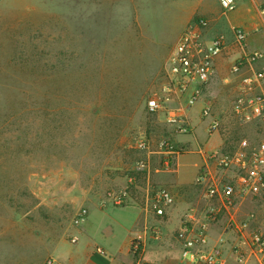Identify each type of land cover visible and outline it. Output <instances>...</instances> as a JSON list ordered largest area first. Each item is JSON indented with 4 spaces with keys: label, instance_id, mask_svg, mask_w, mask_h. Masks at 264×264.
Instances as JSON below:
<instances>
[{
    "label": "rangeland",
    "instance_id": "374dc122",
    "mask_svg": "<svg viewBox=\"0 0 264 264\" xmlns=\"http://www.w3.org/2000/svg\"><path fill=\"white\" fill-rule=\"evenodd\" d=\"M237 6L227 11L218 0H0V264L48 258L98 264L91 248L116 250L141 221L136 207L148 209L147 224L155 223L152 191L168 187L164 158L155 151L171 129L165 114L149 112L146 104L167 82L178 36L198 18L206 20L205 33L223 36L226 46L219 55L225 64L206 83L205 95L220 126L214 136L205 130L211 117L200 116L199 99L189 110L197 138L212 143L206 149L264 138V125L242 123L232 112L239 76L247 71L234 69L241 56L234 48L247 37L244 31L242 42L234 38L231 24L245 22ZM263 62L264 55L254 68ZM171 136L192 180L198 147L187 136ZM141 138L153 152L138 147ZM144 159L149 168L135 169ZM263 194L249 198L245 211L259 210L252 200ZM187 195L186 206L200 200L201 190L192 185ZM259 218L264 222V212Z\"/></svg>",
    "mask_w": 264,
    "mask_h": 264
},
{
    "label": "built area",
    "instance_id": "2783aa9c",
    "mask_svg": "<svg viewBox=\"0 0 264 264\" xmlns=\"http://www.w3.org/2000/svg\"><path fill=\"white\" fill-rule=\"evenodd\" d=\"M220 6L229 11L234 0H218ZM264 15V5L260 8ZM206 20L201 17L190 22L178 36L167 59L168 79L159 93L147 100L151 113L163 112L165 122L172 134H187L192 130L185 109L191 108L201 96V86L214 73L215 59L224 50L223 36H207ZM236 42L245 39V32L234 28ZM264 52L259 49L244 53L237 59L235 70L246 67L240 74L232 102V112L242 123L264 125V69L253 64ZM203 118L211 117L207 132L218 130L220 120L213 116L211 104L205 103L199 112ZM163 136L157 142L155 152L162 154V170L169 171L182 147L173 136ZM138 147L149 150V141L141 138ZM202 157L194 182L201 190L199 203H190L183 212L176 232L179 255L185 264H226L231 258L233 264H264V223H254V213H241L243 204L252 196L264 190V138L251 142L241 138L233 147L217 146L211 149L197 148ZM135 169L149 168L148 160H140ZM124 197H117L122 203ZM175 203V196L169 187L160 185L152 191L150 204L156 216H164ZM85 210H82V213ZM80 213L78 219L83 220ZM222 225L223 236L211 235V224ZM154 239L161 237L160 229L147 226L144 230ZM143 231V232H144ZM144 233L131 239L130 249L135 259L125 264H154L143 255ZM104 253L102 249H97ZM43 264H54L52 258Z\"/></svg>",
    "mask_w": 264,
    "mask_h": 264
},
{
    "label": "crops",
    "instance_id": "0c3cea01",
    "mask_svg": "<svg viewBox=\"0 0 264 264\" xmlns=\"http://www.w3.org/2000/svg\"><path fill=\"white\" fill-rule=\"evenodd\" d=\"M237 2V8L240 9L242 14L245 17L244 23H235L231 24V26H237L242 28L247 34L245 43L240 46H236L234 50L239 53L238 55H242L244 53L250 52L255 49L264 50V17L261 14L260 8L264 5V0H234ZM207 35V34H206ZM208 36V35H207ZM210 37V36H209ZM239 43V42H238ZM225 64L223 60L219 58V56L215 59V68L214 71L219 72L221 67ZM255 64V63H254ZM255 66V65H254ZM256 69H264V62L261 67H255ZM207 84H203L201 86V96L200 100L202 101L201 107L205 103H209L212 100L210 98H206ZM264 91V84L261 86ZM236 89V88H235ZM201 109V108H200ZM190 108H186L185 112L192 126V130L188 134H179L177 135L178 139H183V136H187V140H194L193 144L197 147H209L212 146L206 136L205 139L197 138V134L194 132V125L192 123V119L189 115ZM205 130H207V125L205 126ZM213 136L216 134L212 133ZM212 142V141H211ZM215 147V146H214ZM213 147V148H214ZM195 148V149H196ZM211 149V148H210ZM194 154H199L198 151H192ZM183 154L181 153L177 155L172 164L171 170L168 171V176L163 174L164 176V184L167 185L170 190L173 192L175 196V203L170 206L164 216H156L155 215V223L147 224L148 222V212L149 210H141L138 207V211L142 214L140 216L141 221L137 219L134 223V229H128L127 235L125 239L122 241L121 245L116 250H110L103 245L95 244L90 250V258L94 259L95 263L98 264H125L132 262L136 255L130 249V243L132 237L137 235L138 233H144V250L143 255L146 259L152 261L154 264H181L180 255H179V243L176 238V232L180 226V220L183 212L185 211L186 203L185 198H187V194H189L190 187L192 185L196 186L194 179L200 164L202 163V157L199 154L195 155L194 166L197 168L196 173L192 180H188L185 177L184 170L181 166V161L183 159ZM194 183V184H192ZM249 200V199H248ZM247 200V201H248ZM246 201V202H247ZM200 201L198 200L197 203ZM246 202L241 207V213H254V223L255 224H263L264 222L259 218L260 212H264V194L256 197L252 200V205L254 207L260 208L259 210H250L245 211L244 207ZM184 203V204H183ZM250 205V206H252ZM249 208V207H247ZM153 212V211H152ZM147 214V215H146ZM147 225H155L160 229L161 237L159 239H154L151 237L150 233L144 231L147 228ZM211 235L214 237L223 236L222 234V225L220 223L211 224L210 226ZM144 231V232H143ZM102 249L104 253H100L97 249ZM88 254V252H87ZM185 264V263H184ZM226 264H233L231 258H228Z\"/></svg>",
    "mask_w": 264,
    "mask_h": 264
}]
</instances>
